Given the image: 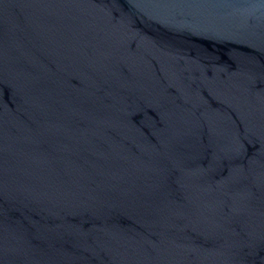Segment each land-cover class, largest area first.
Instances as JSON below:
<instances>
[{
    "label": "water",
    "instance_id": "95a60500",
    "mask_svg": "<svg viewBox=\"0 0 264 264\" xmlns=\"http://www.w3.org/2000/svg\"><path fill=\"white\" fill-rule=\"evenodd\" d=\"M0 264H264V0H0Z\"/></svg>",
    "mask_w": 264,
    "mask_h": 264
}]
</instances>
